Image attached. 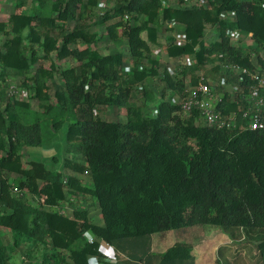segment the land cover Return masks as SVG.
<instances>
[{"label": "trees", "instance_id": "16d2710c", "mask_svg": "<svg viewBox=\"0 0 264 264\" xmlns=\"http://www.w3.org/2000/svg\"><path fill=\"white\" fill-rule=\"evenodd\" d=\"M14 1L15 11L0 20V83L7 84L8 70L23 77L38 106L0 89V264H30L37 256L41 264H108L87 232L114 248L116 264H194L189 242L156 255L147 249L155 234L194 227L251 240L264 264V130L218 129L202 125L196 110L185 113L186 72L163 70L152 50L194 55L199 68L211 64L216 72L224 65L264 71V0H113L100 18V0ZM210 26L216 39L206 42ZM174 27L184 42L170 35L160 42ZM232 33L251 37L253 52L235 45ZM104 39L126 48L103 54ZM237 77L244 91L256 84ZM153 78L180 103L164 91L158 98L147 85ZM199 81L193 76L192 86ZM230 100L226 94L219 105L225 113L238 109ZM102 107L127 113L106 120ZM67 123L64 170L24 162L25 148L50 145ZM88 198L100 224L84 206ZM7 232L18 237L16 247L3 244Z\"/></svg>", "mask_w": 264, "mask_h": 264}, {"label": "rangeland", "instance_id": "374dc122", "mask_svg": "<svg viewBox=\"0 0 264 264\" xmlns=\"http://www.w3.org/2000/svg\"><path fill=\"white\" fill-rule=\"evenodd\" d=\"M116 4H117L116 1H113V0H100L98 8L96 9V14H97L96 16L100 18L102 14H104L105 12L109 10H113ZM187 4H189V2ZM174 5H177V4H174ZM14 11H15V1L14 0H0V20H5ZM93 26H94V30L98 31L101 35L104 33L99 23H94ZM171 27L172 26L169 25V27L167 28L169 29ZM170 30L173 31V29H170ZM169 35L171 37L170 40H172L175 43L184 42V37L182 36V32L181 30H179L178 27L175 28V31L173 32L161 34V40L166 42V38H169L167 37ZM4 39L5 37L0 36V44L3 43ZM215 39H216V27L210 26L207 28L205 40L206 42H212ZM232 40L235 45L241 46L242 49H244V52L246 53L253 52L252 47H254L253 45L254 41L252 40L251 37H244V36L241 37L240 35L239 36L237 35V36L232 37ZM124 48H126L125 45L122 47L117 46V45L115 46L113 43H110L108 39H104L100 43V51L103 54H107L113 51L123 50ZM260 55L262 58H264V51H262ZM153 57L159 59L162 63L163 70L167 69L168 72L171 73L173 76L179 75L180 77H182L185 71L186 72L185 84H186L187 91L190 90L192 87V77L193 76L206 77V79L210 83H214L219 88L221 95L222 94L223 95H226V94L237 95V92H238L237 90L241 88V85L239 82L240 79L237 77L238 74H236L234 71H231V70H229L228 72L230 73L232 72V73L228 74L227 72L228 68L225 65L222 67V70L220 72L214 71V65H211V64L206 65L203 68H199L194 55H185L178 59L177 58L171 59L167 56L166 53H164L161 50L159 46H153ZM254 60L256 61V55H254ZM128 62H130V59L127 56V66L125 68L126 71L129 70ZM233 73L236 76L233 75ZM57 81H58V84H61V80L59 76H57ZM23 82H24L23 77H17L10 70H8L7 84H5V82H1L0 89L5 86L4 88L5 90H7V95H8V91L10 87L15 86L14 90L16 92V96L20 97L21 99L32 100L31 98H32L33 92L28 87L23 86ZM147 85L155 91L156 96L158 98L161 96L162 92L164 91L166 93V98L168 97L170 98L174 96L172 98V101L180 103L181 97L179 95H174V94L172 95L170 93L171 91H168L167 89H165L164 88L165 86L162 84L161 80H159L158 78L151 79V81H149ZM52 93H54L53 89H52ZM136 95L138 96L137 100H139L141 94L138 92ZM8 97L10 96L8 95ZM31 103H32L33 108H37L38 106L37 100H32ZM126 113H127V110L125 108L102 107L100 108L98 114L99 116H101L103 119H106V120H112V119L118 120L121 118H125ZM153 113L155 114L156 110L150 107V110H148V114L153 115ZM68 126L69 124L67 123L66 126L61 131H59V133L53 138V142L50 145H46L43 147L25 148L24 162H28L31 160H39V161H43L47 165V167L51 170H55V171L64 170V162H65V157L67 155L66 133H67ZM12 176L14 178L16 177V175H12ZM88 180L89 179L87 177H84L85 182H87ZM86 205L90 206L89 208H90V211L92 212L91 215L93 216L92 218L94 222L101 223V215H100V211H99V208L96 202H94L93 199L88 198V201L85 202L84 206L86 207ZM62 210L66 214L67 213L70 214L72 212L69 206L62 208ZM194 228H196L195 230L199 229L201 230L200 232L204 233V230H202L201 227H194ZM189 229L192 230L193 228H185V229L183 228V229L169 231L164 234L163 233L155 234L151 238L148 239L149 243L147 245V249L149 250L150 248L151 250L150 253L153 255H156L155 253H159L161 250H164L168 244L174 243L178 240H183V241L187 240V236H185V234L190 232ZM205 230L206 232L216 231L217 232L216 235L217 234L220 235L219 233H221L220 230L217 231V230L210 229V228H207ZM216 235L209 239L216 238ZM204 239L206 240L207 238H204ZM242 242H243L244 247L241 250V254H239L238 256L237 261L241 260V262L244 261V262H247V264L256 263V260L258 259L256 255L258 254V251L256 247L253 246L255 245V243L251 242V240L248 241L247 243H245L246 241H242ZM203 243L204 242H202L201 244ZM205 245L207 246V243ZM216 246L217 244L214 242L209 248H207L210 255L215 253ZM205 250L206 249H204L203 251ZM231 250L235 252L234 248H232ZM146 251L147 250L145 249L144 252ZM200 251L201 250H199V247L195 251V255L198 261H200V257H201ZM232 255H234V253ZM229 256H230V253L228 255L224 254L222 256L223 260H225L226 258L230 260L231 256L230 257ZM233 257L235 258V256ZM233 262L235 261H232V263ZM229 263L232 264L231 261ZM257 264H260V263H257Z\"/></svg>", "mask_w": 264, "mask_h": 264}, {"label": "built area", "instance_id": "2783aa9c", "mask_svg": "<svg viewBox=\"0 0 264 264\" xmlns=\"http://www.w3.org/2000/svg\"><path fill=\"white\" fill-rule=\"evenodd\" d=\"M205 5V0H189V5ZM239 36V33H232L231 36ZM228 70L234 71L238 75L246 74L256 84H251L247 91L241 86L237 90V95L231 94V103L238 105V109L230 113H225L219 105L225 95H221L219 88L210 83L204 76H199L200 81L196 86L188 90V97L182 102L185 113L198 111L199 122L202 125L216 127L218 129H240L250 128L252 130H264V71L260 66H256L254 71L239 65H228ZM15 86H11L8 95L20 99L16 96ZM89 243L98 242L100 250L104 253V261L108 264L118 262L117 253L114 248L98 239L90 232L84 234ZM91 264H100L97 258L91 259Z\"/></svg>", "mask_w": 264, "mask_h": 264}, {"label": "crops", "instance_id": "0c3cea01", "mask_svg": "<svg viewBox=\"0 0 264 264\" xmlns=\"http://www.w3.org/2000/svg\"><path fill=\"white\" fill-rule=\"evenodd\" d=\"M160 42L165 43V41L161 40V38H160ZM152 50H153V47H152ZM162 51H163V49H162ZM176 58L178 59L180 57H176ZM171 59H175V58H171ZM56 82L58 83L57 80H56ZM58 171H62V170H58ZM72 212L70 214L67 213V215H72ZM90 213H92V212L90 211ZM195 229L196 228H193L192 230L189 229L190 232L185 234V236H187V240H184V241L183 240H178V241H181V242L192 243L194 245V247H195L194 253H195L196 249L199 247V250H201L200 251V254H201L200 261H198L196 255H195L194 264H230L229 263L230 261H231V263H232V261H235L232 264H247V262H244V261L241 262V260L237 261V258L239 256V254H241V250L244 247L243 242H242L243 241L242 237L238 238L237 240H232L227 234H225L223 232L219 233L220 235L217 234L218 235L217 236L216 235V233H217L216 231H214V232L213 231L212 232H206V230L204 228H201L202 230H204V233H202V232H200L201 230H199V229L195 230ZM215 235H216V238L209 239V238L214 237ZM17 238L18 237L14 233L7 232L4 235V237L1 238V239H2L4 245L16 247ZM204 238H207V239L205 240ZM178 241H176V242H178ZM176 242L168 244L167 247H165V249L161 250L159 253H164L167 249H169L171 246H173ZM202 242H204V243L201 244ZM214 242L217 244V246L215 248V253H213L214 254V256H213V254H211V255L209 254L207 248H209L212 245V243H214ZM206 243H207V246L205 245ZM232 248L235 249V252L233 250H231ZM204 249H206V250L203 251ZM210 251H212V250H210ZM229 253H230V256H231V257L229 256L230 260L227 259V258L225 260H223L222 256L224 254L228 255ZM233 253H234V255H232ZM233 256H235V258ZM38 257L39 256H37L36 258L30 260L29 263L30 264H41L39 262V260H38L39 259ZM257 257H259L258 254H257ZM122 264H138V263L125 261ZM254 264H257V262L254 263Z\"/></svg>", "mask_w": 264, "mask_h": 264}]
</instances>
